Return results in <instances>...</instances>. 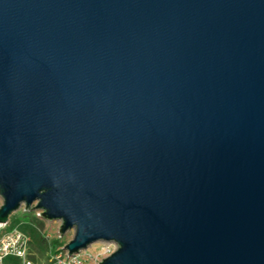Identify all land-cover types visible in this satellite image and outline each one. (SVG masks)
Listing matches in <instances>:
<instances>
[{"label": "water", "instance_id": "obj_1", "mask_svg": "<svg viewBox=\"0 0 264 264\" xmlns=\"http://www.w3.org/2000/svg\"><path fill=\"white\" fill-rule=\"evenodd\" d=\"M0 199L97 264H264V0H0Z\"/></svg>", "mask_w": 264, "mask_h": 264}, {"label": "built area", "instance_id": "obj_2", "mask_svg": "<svg viewBox=\"0 0 264 264\" xmlns=\"http://www.w3.org/2000/svg\"><path fill=\"white\" fill-rule=\"evenodd\" d=\"M35 214L38 216V213ZM96 244L101 246V252L98 255H101L102 258L110 255L117 248L114 242L102 241ZM63 245L48 254L47 258L40 264H97L102 259L88 252V248L77 254L68 255L67 251L63 249ZM30 256L27 235L18 229H8V223L0 224V264H5V260L10 257L18 259L19 264H38L32 261Z\"/></svg>", "mask_w": 264, "mask_h": 264}, {"label": "trees", "instance_id": "obj_3", "mask_svg": "<svg viewBox=\"0 0 264 264\" xmlns=\"http://www.w3.org/2000/svg\"><path fill=\"white\" fill-rule=\"evenodd\" d=\"M46 221L42 220L35 212H25L12 214L8 221V229H18L29 238L30 253H34L30 258L39 263L44 261L48 254L54 252L64 244L61 238L48 240L42 233V228ZM5 264H19L14 257L7 258Z\"/></svg>", "mask_w": 264, "mask_h": 264}, {"label": "rangeland", "instance_id": "obj_4", "mask_svg": "<svg viewBox=\"0 0 264 264\" xmlns=\"http://www.w3.org/2000/svg\"><path fill=\"white\" fill-rule=\"evenodd\" d=\"M1 203V199H0ZM23 212V207H20L15 213L13 214H20ZM58 227H59V221H46L44 223V226L42 228V233L47 237L48 240H54L60 238L58 236ZM72 236V232H67L61 237V239L66 243ZM101 246L99 244H92L91 246L88 247V252H90L92 255H97L99 256ZM31 255H34V253H31ZM101 256V255H100ZM99 258H102L100 257ZM43 262V261H41ZM39 262L38 264H40Z\"/></svg>", "mask_w": 264, "mask_h": 264}]
</instances>
